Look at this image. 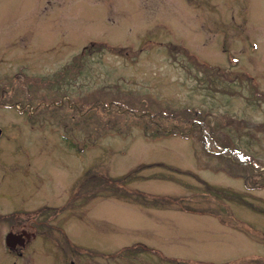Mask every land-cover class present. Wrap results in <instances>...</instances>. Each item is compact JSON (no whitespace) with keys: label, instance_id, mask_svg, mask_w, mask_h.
<instances>
[{"label":"rangeland","instance_id":"374dc122","mask_svg":"<svg viewBox=\"0 0 264 264\" xmlns=\"http://www.w3.org/2000/svg\"><path fill=\"white\" fill-rule=\"evenodd\" d=\"M0 103V264H264V0H0Z\"/></svg>","mask_w":264,"mask_h":264},{"label":"trees","instance_id":"16d2710c","mask_svg":"<svg viewBox=\"0 0 264 264\" xmlns=\"http://www.w3.org/2000/svg\"><path fill=\"white\" fill-rule=\"evenodd\" d=\"M97 108L101 110V113H102L103 117L106 116L107 118H109V116L112 113H116L118 110H120L121 112L122 111H125L126 113H128L129 115H132V116L135 115V116H139V117L141 116L143 118L146 117L149 123H153V124L158 123V122L154 121L153 119H151V115H149L145 111L142 112L140 110H128V109H124L123 105L121 106V105H117V104H111V107H107L105 105L104 106L103 105H101V106L100 105H94V106H91L90 107L91 110H93V109L96 110ZM75 110H78V109L75 108ZM154 126H157L158 127V130H160V131L162 130V132H167L168 129H170V127H167V126H166L167 129H166V127H161V125H159V124H156ZM173 129L175 130L176 133H178V131H179V127L178 126L177 127L174 126ZM188 131H190V128H188L187 130L184 129V132H188ZM199 132H200V134H202L201 137L204 138L205 135L203 134V130H202L201 127H199ZM236 159L238 160V158H236ZM244 167H248V166L244 164L240 168H244ZM251 169H249V172L250 173H253V169L252 170ZM87 181L93 182V181H101V180H99L97 177L93 176V177H88L85 182H87ZM256 184L261 185V186L264 184V172H261L255 181H251L249 183V186L250 187H256Z\"/></svg>","mask_w":264,"mask_h":264},{"label":"water","instance_id":"95a60500","mask_svg":"<svg viewBox=\"0 0 264 264\" xmlns=\"http://www.w3.org/2000/svg\"><path fill=\"white\" fill-rule=\"evenodd\" d=\"M0 134H1V129H0ZM25 233L28 237L30 236L28 233H26L25 231L23 232ZM23 233L17 234L14 232H9V234L6 237L7 240V245L9 247L15 248L18 244H25V239L22 238Z\"/></svg>","mask_w":264,"mask_h":264},{"label":"flooded vegetation","instance_id":"af4514ba","mask_svg":"<svg viewBox=\"0 0 264 264\" xmlns=\"http://www.w3.org/2000/svg\"><path fill=\"white\" fill-rule=\"evenodd\" d=\"M67 91H69V89H68ZM22 219H24V217H23V218L18 217V218L15 220L14 224H18V225L23 224V223L21 222ZM26 224H27V223L25 222L23 225H26ZM27 244H28V243H27Z\"/></svg>","mask_w":264,"mask_h":264}]
</instances>
